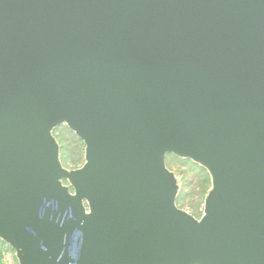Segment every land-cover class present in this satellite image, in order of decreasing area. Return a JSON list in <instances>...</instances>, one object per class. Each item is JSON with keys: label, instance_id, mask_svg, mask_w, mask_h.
I'll return each mask as SVG.
<instances>
[{"label": "water", "instance_id": "obj_1", "mask_svg": "<svg viewBox=\"0 0 264 264\" xmlns=\"http://www.w3.org/2000/svg\"><path fill=\"white\" fill-rule=\"evenodd\" d=\"M168 154L210 176L200 219ZM0 239L18 264H264V0H0Z\"/></svg>", "mask_w": 264, "mask_h": 264}, {"label": "rangeland", "instance_id": "obj_2", "mask_svg": "<svg viewBox=\"0 0 264 264\" xmlns=\"http://www.w3.org/2000/svg\"><path fill=\"white\" fill-rule=\"evenodd\" d=\"M53 135L60 147L59 156L62 165L68 170H76L84 164V144L65 125L54 129ZM165 164L178 185L176 206L200 219L204 212V200L211 188L208 172L200 165L173 154L165 157ZM66 184V183H65ZM0 264H18L15 251L0 239Z\"/></svg>", "mask_w": 264, "mask_h": 264}]
</instances>
